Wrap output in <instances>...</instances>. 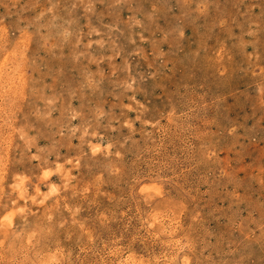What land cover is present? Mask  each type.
<instances>
[{"label":"rangeland","instance_id":"1","mask_svg":"<svg viewBox=\"0 0 264 264\" xmlns=\"http://www.w3.org/2000/svg\"><path fill=\"white\" fill-rule=\"evenodd\" d=\"M0 264H264V0H0Z\"/></svg>","mask_w":264,"mask_h":264}]
</instances>
